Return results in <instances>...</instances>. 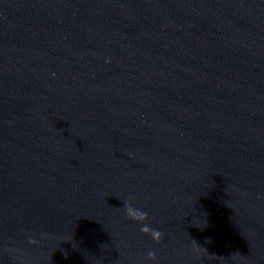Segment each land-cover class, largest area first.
<instances>
[{"label":"water","instance_id":"water-1","mask_svg":"<svg viewBox=\"0 0 264 264\" xmlns=\"http://www.w3.org/2000/svg\"><path fill=\"white\" fill-rule=\"evenodd\" d=\"M0 264H264V0H0Z\"/></svg>","mask_w":264,"mask_h":264}]
</instances>
